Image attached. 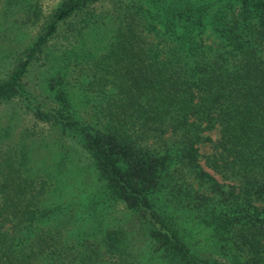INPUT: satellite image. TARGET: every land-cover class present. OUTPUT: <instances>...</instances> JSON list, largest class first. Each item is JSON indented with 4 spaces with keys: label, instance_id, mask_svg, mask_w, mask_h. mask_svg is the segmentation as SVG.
Here are the masks:
<instances>
[{
    "label": "trees",
    "instance_id": "obj_1",
    "mask_svg": "<svg viewBox=\"0 0 264 264\" xmlns=\"http://www.w3.org/2000/svg\"><path fill=\"white\" fill-rule=\"evenodd\" d=\"M93 1L58 3L0 82V100L23 94L28 63ZM147 2H127L86 66L90 121L64 94L34 112L77 139L103 201L84 206L89 217L47 205L55 186L26 173L25 151L0 153V264H264V1ZM87 20L66 24L67 37L77 41ZM114 202L142 223L137 255L119 224L84 237Z\"/></svg>",
    "mask_w": 264,
    "mask_h": 264
},
{
    "label": "rangeland",
    "instance_id": "obj_2",
    "mask_svg": "<svg viewBox=\"0 0 264 264\" xmlns=\"http://www.w3.org/2000/svg\"><path fill=\"white\" fill-rule=\"evenodd\" d=\"M60 1L0 0V82L13 71L17 58L29 48L46 16ZM131 1L138 2L94 0L59 23L58 32L41 47L39 59L30 61L20 78L23 94L16 93L0 100V153L23 149L27 154L26 173L47 179L50 188L55 186V190L47 192L44 203L71 204L76 216L87 214L83 211L86 204L96 205L103 201L99 195L100 182L93 169L86 166L87 160L77 139L61 133L56 126L36 117L34 112L57 104L64 94L75 117L81 122L91 120L88 97L92 95L94 83L86 75V66L109 44L117 27V15ZM141 1L150 6L147 0ZM83 20H87L89 26L82 29L81 37L77 41L68 38L65 25L84 24ZM206 134L212 138L217 136L215 130ZM199 149L206 154L210 145L201 143ZM88 221L84 232L81 231L86 233V239L93 240L100 235V230L119 224L129 239L132 255H137L140 249L144 251L143 238L139 237L143 233L142 223L123 203H112ZM186 225L190 227L188 222Z\"/></svg>",
    "mask_w": 264,
    "mask_h": 264
}]
</instances>
